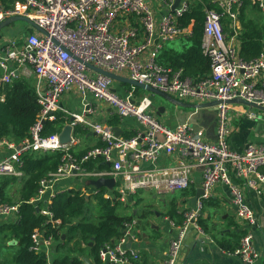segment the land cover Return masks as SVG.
Wrapping results in <instances>:
<instances>
[{
  "label": "built area",
  "instance_id": "built-area-1",
  "mask_svg": "<svg viewBox=\"0 0 264 264\" xmlns=\"http://www.w3.org/2000/svg\"><path fill=\"white\" fill-rule=\"evenodd\" d=\"M158 1L160 12L151 0H0V24L9 17L24 16L41 29L31 24L33 32L22 29L3 37L4 27L0 30V87L20 74H33L41 104L29 137L19 141L0 137V146L9 150L0 159V176L21 175L18 167L28 150L63 151L57 170L41 180L37 195L31 199L34 203L45 200L41 211L52 217L48 208L52 198L68 189H58L48 197L47 191L65 178H113L114 186L104 187V197L129 203L140 189L157 194L189 189L199 172L203 193L196 205L190 206L192 196L186 197V205L179 203L181 222L165 217L174 235L162 264H179L189 231L204 233L199 219L217 185L227 187L239 222L249 226L258 223L245 191L249 187L264 195V143L249 142L237 151L230 147L229 137L235 114L264 122V110L259 113L253 106L229 101L241 98L264 106V52L250 60L240 56L239 15L244 0H212L224 11L205 7L202 51L211 59L210 74L195 79L186 75L182 67L163 65L158 57L165 44L192 31L193 23L183 26L182 18L195 0H179L174 9L176 0ZM250 1L264 12V0ZM225 15L231 18L229 34L224 30ZM95 67L150 85L187 103L220 102L195 107L186 120L172 126L157 115L154 94L140 92L136 86L127 88L124 82ZM70 94L78 98L79 109L63 104ZM200 110L214 118L212 136L196 118ZM59 112L65 125H71L67 143L60 140L62 132L42 133L44 121L56 120ZM115 117L120 124L133 117L138 124L134 135H117L112 124ZM81 127L102 144L78 155L74 151L83 141ZM90 160L94 162L92 168L86 165ZM105 162L108 167H100ZM18 213L19 203L0 202V220L14 221ZM136 226L137 219L125 223L123 233L100 249L102 264H142V232L135 230ZM32 240L31 249L46 253L50 264L54 238L35 229ZM232 252L245 264H258L262 256L250 231L241 235Z\"/></svg>",
  "mask_w": 264,
  "mask_h": 264
},
{
  "label": "trees",
  "instance_id": "trees-1",
  "mask_svg": "<svg viewBox=\"0 0 264 264\" xmlns=\"http://www.w3.org/2000/svg\"><path fill=\"white\" fill-rule=\"evenodd\" d=\"M206 6L224 11L218 2L212 0L193 1L182 18L183 26L193 23L191 33L182 38L185 42L184 48H164L158 57L159 63L174 68L182 67L186 75L195 79H202L210 74L211 59L202 51ZM257 10H260L257 3L250 0H244L240 7L241 29L238 39L240 56L244 60L253 59L264 52V14ZM230 22L231 18L225 15L223 25L226 33L230 32ZM2 92H6V95L4 99H0V137L16 141L29 137L31 127L41 110L34 80L19 75L11 83L3 84L0 94ZM61 115L59 112L56 120L45 122L42 132L44 135L63 130L65 119ZM112 124L120 125L117 117L112 120ZM79 130L86 136L89 132L82 127ZM134 133L133 129L123 131L126 137H131ZM90 147L83 146L74 152L83 155ZM63 153L61 150H28L22 154V163L18 167L22 171L21 175L0 176V202L19 203L18 218L0 225V233H4L3 241L15 240L13 256L11 259L2 260L0 264H48L46 253H36L31 249L35 229H39L45 237L54 238L50 264H89L85 261V256H91L95 264H100V249L123 233L125 223L136 219L135 214L119 213L117 201L113 202L104 197V187L98 189V192H91V195L79 188L61 191L52 198L48 207L53 216L42 213L43 202L34 203L31 199L37 195L41 180L57 170ZM86 165L92 168L94 162L90 160ZM100 167H108V164L100 163ZM193 193H196L195 187L184 190L183 196ZM91 197L95 198L99 208L95 221L91 220ZM166 215L179 222L183 219V214L176 204H173ZM57 219L61 222H54ZM199 222L205 232L214 231L202 214ZM137 226L142 227L139 222ZM221 232L220 230L219 233ZM218 241L226 251H233L238 243L228 239Z\"/></svg>",
  "mask_w": 264,
  "mask_h": 264
},
{
  "label": "crops",
  "instance_id": "crops-1",
  "mask_svg": "<svg viewBox=\"0 0 264 264\" xmlns=\"http://www.w3.org/2000/svg\"><path fill=\"white\" fill-rule=\"evenodd\" d=\"M151 1L153 6L160 12L162 8L159 1L158 0H151ZM33 30L34 29L32 27L26 29V31L28 32H33ZM183 37L184 36L177 38L175 41L172 42L170 41L166 43L164 48L171 47L177 50H182L184 48L183 47L182 49H180L182 42L185 45V42L182 39ZM1 74L2 71L0 69V76ZM26 77L32 78L34 80L35 88L37 90V78L33 74L31 76H26ZM5 95L6 92H2L0 94V96H4V97ZM63 104L75 110L80 108V103L78 98L71 94L65 96V98L63 99ZM187 115L182 116L179 122L186 120ZM201 123H203V119L201 120ZM263 123L264 122L253 121L252 119L246 116H239L238 114L237 115L235 114L231 123L232 132L229 137L230 147L233 150L242 151L249 142L264 143V129L258 126L259 124H263ZM208 124L209 125L214 124V118H212L208 122ZM120 125L122 126L124 131L125 129L135 130V128L138 127V124L133 117L126 118L124 122ZM62 131L63 130L59 132ZM208 134L212 136L214 134V129L213 130L208 129ZM98 142H100L98 137H96L93 133L89 131L87 136L83 134V141L81 146L79 147V150L82 149L83 146L97 145ZM8 153L9 150L6 147L0 146V159ZM162 159L163 161L167 160L166 157ZM199 174L200 173L197 172L198 179L191 186V187H195L196 190L200 187ZM88 181L90 182V180ZM65 188L67 189L79 188L82 189L83 191L90 188L89 190H91L92 192L93 189L96 187L92 185H84V184L76 185V183L73 182L72 178H65L62 181H60V183H57L48 189L47 197L53 191H56L58 189H65ZM194 195L195 193L184 196V198ZM245 197L247 202L255 209L257 213L258 223L255 226H249L248 224L241 223L237 220L235 208L231 202V195L226 186L217 185L214 188L213 196L209 199L210 201L206 202L204 209L202 211L203 218H205L208 226L211 229H214V231L213 230L210 232L204 231V233H199L195 229H191L189 231L188 237L181 251L179 264H245L243 260L239 256L233 254L232 251H226L225 249L221 248V245L218 240L228 239L233 242L238 241L237 243L238 245L241 235L247 231H250L252 233L253 241L257 246V248L261 251L262 256L258 261V264H263L264 262V195H258L253 189L247 187L245 191ZM183 201H184L183 205H186L185 199ZM37 202H43L42 207L46 205L45 200L36 201L35 203ZM190 204H192L191 201H189V205ZM178 207H180V205H178ZM153 217L154 216L149 218V221H144L143 224H141L142 227L139 228L140 231L142 232L140 234L142 238V243L139 245L142 254V264L144 263L162 264V260L165 255L164 252L168 249L169 240L174 235V229L170 226L169 221L165 218L167 217L166 214L164 215L161 213H157L154 219ZM10 221L11 220H8L6 222H10ZM3 222L5 221L0 220V225ZM137 222H140V218L137 219ZM146 228L149 231H147ZM220 230L222 231L221 233H219ZM2 235H4V233L3 234L0 233V252H3L2 254L6 257V259H11V257L14 254L13 243L15 244V240L3 241ZM238 235H239V239H238ZM53 249L54 246L52 250ZM85 258L89 260V264H95L91 256H85L84 259Z\"/></svg>",
  "mask_w": 264,
  "mask_h": 264
},
{
  "label": "rangeland",
  "instance_id": "rangeland-1",
  "mask_svg": "<svg viewBox=\"0 0 264 264\" xmlns=\"http://www.w3.org/2000/svg\"><path fill=\"white\" fill-rule=\"evenodd\" d=\"M257 11L260 12L261 14H264V12H262L261 10H257ZM30 27H32L31 24L27 22L26 20H22V19L15 20L11 24L7 25L6 27L2 29L1 36L2 37L4 35L13 36L17 34L19 30H22V29L26 30V29H29ZM184 46L185 45L182 42L180 49H182ZM124 85L127 88L133 87V85L129 83H125ZM137 88L140 92L147 91L140 87H137ZM147 92L152 93L150 91H147ZM154 98H155V101H154L155 106H158L161 104L166 105V111L163 115L160 116V119L162 120V122L169 124V125H173L179 122L182 116L187 115L193 109V108L177 105L165 99L164 97L160 96L159 94H154ZM254 110L256 112L263 113V110H260L257 108H254ZM202 119H203L202 125L207 126L210 130H213L214 125L208 124V122L212 119V114H203ZM69 178H72L73 182H75L76 185H83V184L90 185V182L88 181L89 179H87L86 177L72 176ZM89 189L85 190V193L88 195H91L90 194L91 190ZM183 199H184V196H183L182 190H178L175 192H169V193L157 194L156 192L152 190L140 189L138 193L135 194L134 197L131 198L129 203H125L123 201H117V203L119 204L118 212L124 213V214H135L136 219L140 218L144 221H149V218H151L152 216L155 217L157 213H161L164 215L167 214V212L172 208L173 204H176V205H179V203L184 204ZM90 205L92 207L91 220L95 221L97 218V210L99 209L96 206L95 198L91 197ZM135 230H140V229L138 226H136ZM147 231L149 230L147 229ZM2 253L3 252H0V262L6 259V257Z\"/></svg>",
  "mask_w": 264,
  "mask_h": 264
},
{
  "label": "water",
  "instance_id": "water-1",
  "mask_svg": "<svg viewBox=\"0 0 264 264\" xmlns=\"http://www.w3.org/2000/svg\"><path fill=\"white\" fill-rule=\"evenodd\" d=\"M178 3H179V0H176L175 3L172 6V9H174L178 5ZM19 19L26 20L30 24H32L35 27L39 28L32 20L28 19L27 17H24V16H13V17L7 18L6 20H4L0 24V30L3 27L11 24L13 21L19 20ZM95 69L98 70L99 72L111 77V78L117 79V80L125 82V83H129V84H131L133 86H136V87L143 88V89L148 90V91H150V92H152L154 94H159L160 96L164 97L165 99H167V100H169V101H171V102H173V103H175L177 105L183 106V107H189V108L206 107L208 105H211V104L213 105V104H216V103L220 102L218 100H215L213 102L203 103V104L187 103V102H184V101L177 100V99L173 98L171 95H169L167 93H164L163 91H160L158 89H155V88L151 87L150 85H147V84H144V83H140L137 80H134V79H131V78H128V77H124V76H120V75H118L116 73L107 71V70H105L103 68L95 67ZM229 102L241 103V104H245L247 106H253V107H255L257 109H260V110H264V106L263 105H258L256 103H252V102L246 101V100L241 99V98H236V99H233V100H231ZM165 111H166V105L161 104V105L157 106L156 113H157V115L159 117L161 115H163L165 113ZM204 113H205V111H204ZM202 115H203V111L200 110L196 114V118L202 120ZM44 123H45V121H44ZM258 126H260V128L264 129V123L263 124H259ZM114 129H115V132H116L117 135L123 134L124 129L121 126L117 125V126L114 127ZM70 138H71V125L66 124L64 129H63V131H62V133L60 134V140L63 143H67V142L70 141ZM90 185H93L97 189H100V188L105 187V186L113 187L114 186V179L113 178L92 179V180H90ZM202 193H203V189L201 187H199L196 190L195 195L190 198V201L192 202V205H196L198 197ZM143 222H144V220L140 219L139 223L143 224ZM85 261L89 263V260L87 258H85Z\"/></svg>",
  "mask_w": 264,
  "mask_h": 264
}]
</instances>
